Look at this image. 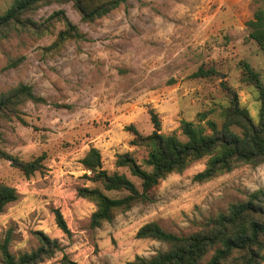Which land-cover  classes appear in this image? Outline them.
Instances as JSON below:
<instances>
[{
	"label": "rangeland",
	"instance_id": "rangeland-1",
	"mask_svg": "<svg viewBox=\"0 0 264 264\" xmlns=\"http://www.w3.org/2000/svg\"><path fill=\"white\" fill-rule=\"evenodd\" d=\"M12 2L0 0V12ZM260 5L258 0H122L107 15L85 22L72 2L52 1L29 14L37 28L13 30L0 39V94L24 82L42 98L20 104L19 116L0 119V148L25 161L45 155L44 167L30 176L0 157V183L20 195L0 213V243L11 232V252H31L40 245L36 232L43 231L61 248L40 264H61L64 257L74 264H126L166 247L137 237L143 224L157 221L188 234L205 217L264 189V162L195 181L205 157L163 179L154 201L138 203L100 227L91 226L96 204L77 194L79 186L94 185L84 177L91 172L81 161L91 147L100 150L104 168L125 172L141 186L115 162L119 153L130 151L145 164L149 148L132 145L128 127L150 134V109L158 113L161 132L185 140L182 119L201 122V112L213 111L209 118L221 123L220 107L229 104L225 87L230 86L258 121L259 93L245 81L244 63L264 83V51L249 38L247 24ZM56 12L63 13L52 17ZM64 18L83 38L58 48L54 41L66 29ZM200 67L212 71L194 76ZM57 208L70 233L58 226Z\"/></svg>",
	"mask_w": 264,
	"mask_h": 264
},
{
	"label": "trees",
	"instance_id": "trees-1",
	"mask_svg": "<svg viewBox=\"0 0 264 264\" xmlns=\"http://www.w3.org/2000/svg\"><path fill=\"white\" fill-rule=\"evenodd\" d=\"M57 1L72 2L85 22H93L120 5L122 0H13L10 7L0 12V39L9 36L13 30L27 31L37 28L38 23L29 14L41 5ZM254 17L247 24L249 38L254 39L264 51V0ZM63 12H56L60 15ZM66 29L59 32L54 45L62 47L72 38H83L78 27L67 18ZM49 26H46V30ZM42 31V30H41ZM43 33V32H42ZM22 59H20L21 61ZM14 62L13 65H17ZM212 71V70H210ZM200 67L194 76L207 75ZM244 79L254 85L259 93L260 108L255 122L248 108L240 102L238 92L226 86L229 104L220 107L221 123L209 118L213 111L199 114L201 122L182 119L180 129L186 139L176 133L161 132V120L154 109H150L154 130L142 134L135 125L128 130L134 136L131 144L147 147L149 151L140 162L134 153H119L115 165L126 168L132 176L140 179L139 187L125 172H110L103 167L102 155L97 147H91L82 158L86 170L84 177L94 185L84 184L77 188L80 197L96 204L91 216V226L100 227L112 222L121 212L130 210L138 203L152 202L154 190L171 173L183 172L192 162L208 157L205 168L194 175L197 182H207L219 175L245 165H259L264 162V83L259 73L248 63H244ZM26 100H42L34 93L32 85L20 82L14 88L0 94V119L19 116L18 106ZM1 140V132H0ZM0 157L14 161L26 176L44 167V154L29 161L14 157L0 148ZM100 166V168L98 167ZM117 191L125 194L112 197L107 192ZM15 187L0 183V213L5 207L19 198ZM56 222L66 233L68 224L60 211L55 209ZM40 240L38 248L31 252L14 254L10 250L11 232L0 243V264H40L54 256L61 246L56 238L43 231H37ZM139 238L156 239L166 245L150 257L137 255L126 264H262L264 262V189L258 188L247 194L244 200L234 201L227 208L205 217L196 229L188 234L169 231L157 221L143 224L138 232ZM212 252L207 259V255ZM61 264H74L64 257Z\"/></svg>",
	"mask_w": 264,
	"mask_h": 264
},
{
	"label": "water",
	"instance_id": "water-1",
	"mask_svg": "<svg viewBox=\"0 0 264 264\" xmlns=\"http://www.w3.org/2000/svg\"><path fill=\"white\" fill-rule=\"evenodd\" d=\"M100 168V166H98Z\"/></svg>",
	"mask_w": 264,
	"mask_h": 264
}]
</instances>
